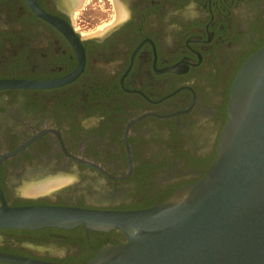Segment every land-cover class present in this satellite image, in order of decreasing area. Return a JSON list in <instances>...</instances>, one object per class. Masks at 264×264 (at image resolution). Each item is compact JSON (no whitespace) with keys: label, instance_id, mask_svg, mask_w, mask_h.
I'll list each match as a JSON object with an SVG mask.
<instances>
[{"label":"flooded vegetation","instance_id":"1","mask_svg":"<svg viewBox=\"0 0 264 264\" xmlns=\"http://www.w3.org/2000/svg\"><path fill=\"white\" fill-rule=\"evenodd\" d=\"M90 1L103 13L87 22ZM81 2L0 0V80L47 85L0 89V189L12 206L153 207L215 161L235 76L264 45V0ZM124 241L0 230L1 253L60 264Z\"/></svg>","mask_w":264,"mask_h":264},{"label":"water","instance_id":"2","mask_svg":"<svg viewBox=\"0 0 264 264\" xmlns=\"http://www.w3.org/2000/svg\"><path fill=\"white\" fill-rule=\"evenodd\" d=\"M44 86L0 80V89ZM226 111L213 164L164 202L133 211L12 206L0 189V230L84 227L123 235L88 264H264V45L240 67ZM0 262L60 264L1 252Z\"/></svg>","mask_w":264,"mask_h":264},{"label":"bare ground","instance_id":"3","mask_svg":"<svg viewBox=\"0 0 264 264\" xmlns=\"http://www.w3.org/2000/svg\"><path fill=\"white\" fill-rule=\"evenodd\" d=\"M83 1H85V0H78V2H81V3H79L80 6L82 5ZM60 183H62V181H60V180L41 182V183H37V184H33V185L29 186L26 191L30 192V194L35 195V194H39V193H43L45 191H48L53 186L59 185Z\"/></svg>","mask_w":264,"mask_h":264},{"label":"rangeland","instance_id":"4","mask_svg":"<svg viewBox=\"0 0 264 264\" xmlns=\"http://www.w3.org/2000/svg\"><path fill=\"white\" fill-rule=\"evenodd\" d=\"M89 3L85 6V9L79 11V13H80L79 16H81V17L83 16L82 18L87 22H92V20L94 18H96V15L101 16L103 11L100 10L101 8H97V7H96L97 9L94 10V7L92 5V1H90ZM102 8H104V7H102ZM98 23H100V22H98ZM92 28L93 27L89 25V27H88V29H86V31H90V30H92Z\"/></svg>","mask_w":264,"mask_h":264}]
</instances>
